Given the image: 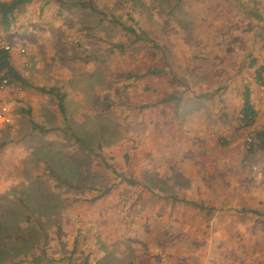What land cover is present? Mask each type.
<instances>
[{"label":"rangeland","instance_id":"rangeland-1","mask_svg":"<svg viewBox=\"0 0 264 264\" xmlns=\"http://www.w3.org/2000/svg\"><path fill=\"white\" fill-rule=\"evenodd\" d=\"M92 1L150 42L108 56V42L132 36L103 25L87 45L108 61L85 64L69 44L84 38L79 15L62 18L55 7L38 16L40 2L5 35L13 53L25 49L19 68L32 88L3 97L13 124L0 128V232L9 242L0 263L9 247L33 256L46 247L61 260L78 246L75 264H264V152L246 144L264 129V0ZM151 70L162 73L128 78ZM37 87L63 89L67 124ZM246 92L261 107L248 127ZM196 138L206 148L195 150ZM95 183L112 192L93 201Z\"/></svg>","mask_w":264,"mask_h":264},{"label":"trees","instance_id":"trees-1","mask_svg":"<svg viewBox=\"0 0 264 264\" xmlns=\"http://www.w3.org/2000/svg\"><path fill=\"white\" fill-rule=\"evenodd\" d=\"M44 3L42 4V2ZM36 2H40L39 6L42 7L38 10V16H42L46 11L57 7V15L58 16H64V12H70L72 14H77L78 19L76 22L80 24V31L84 32V38L82 40L74 39L73 41L69 42L71 45V50L74 51L76 54L74 59L77 61H82L85 64L91 63L93 61L94 63L98 64V62L101 61H108V57L106 59H101L98 55H91L89 54V50L91 48V45H87L88 40H96V32L98 29H100L103 25L105 27H115L119 28V30L126 36L129 34L132 36V39H130L129 43H124L121 41H110L107 43V47L105 48V51L109 54L108 56H114L116 52L124 53L129 47L137 44V43H145L150 42V37L147 32L145 31H137L134 27L127 25L124 19L121 16H118L117 14H109L104 11H101L94 5V1L92 0H0V32H2L4 35H7L13 28H15V25H17V22L20 19V16L27 12L28 7L34 5ZM84 14H87V18L84 17ZM64 18V17H62ZM110 28V29H111ZM63 37V33L61 32V35L59 36L57 45H63V47L67 46V40H65ZM53 42H55V39H53ZM91 43V42H90ZM59 47V46H57ZM58 52V51H57ZM78 52V53H77ZM60 56H64L61 52H59ZM62 57H60L61 59ZM13 52H8L4 50H0V76L7 77L10 79L12 83H14L17 87H24V88H32V85L28 81V79L20 73L19 70H17L13 65ZM62 60V59H61ZM162 71L157 70H151L147 72L144 75H138L135 73H129L128 78L129 79H135L138 80L140 78L146 77L148 75H157L161 74ZM37 91H39L42 95H48L49 97H52L55 100V104L57 107V110L59 114L61 115L63 121L65 124L68 122V115H67V108H66V95L65 92H63V89L60 87H51V88H45V87H37ZM174 100L171 99H165L161 103L166 104L167 102H170ZM146 109L150 108L148 105H142L139 107V109ZM256 119V113L252 107L251 101H250V95L248 92L244 95V107L242 110V123L244 126L248 127L253 124V122ZM32 127L35 132H38L40 135H45L50 133L49 130H44L39 126L37 123L32 122ZM75 136V135H74ZM257 150L264 151V131H258L255 134V144L251 148L249 153H255ZM125 158L128 159V154H125ZM107 168H110L112 172H114L117 176V170L114 169L111 165L106 164ZM93 173L96 174V171L92 170ZM122 179V181L126 182L127 184L131 186L139 185L137 181H135L134 178L128 177V176H118ZM93 186V187H92ZM89 186V191L91 192H98V197L94 198L93 201L104 198L105 196L109 195L110 192H112L111 188H102V185L98 186V183H95L94 185ZM80 188L71 187V190L78 191ZM174 202L176 199L173 200ZM183 203H186L188 205H193L199 208H202L205 210V207L197 205L193 201H184ZM213 210V209H208ZM237 212H240V210H237ZM243 212H251L253 211H246L243 210ZM1 231V230H0ZM0 232V238L3 239L0 242V259L1 256L4 255V252H7L5 250V246L9 243L8 241L5 243L4 237L1 236ZM9 236H11L9 234ZM78 246H75L72 252L71 257L69 258H62L61 260H56L53 258H50L48 256V250L45 248H42L39 250V254L37 256H33L34 254H30L28 252L26 253H20L19 251H16L17 249L13 247H9L13 251L14 254H9L8 256L15 255L14 259L8 260L6 257L3 259V261L0 264H55L56 262L61 261H68L70 264L73 263L72 256L76 254ZM31 256L32 258H29ZM8 260V261H7ZM1 261V260H0ZM82 264H91L89 260L87 259Z\"/></svg>","mask_w":264,"mask_h":264},{"label":"built area","instance_id":"built-area-1","mask_svg":"<svg viewBox=\"0 0 264 264\" xmlns=\"http://www.w3.org/2000/svg\"><path fill=\"white\" fill-rule=\"evenodd\" d=\"M0 50L13 52V44L6 38V36L0 32ZM25 49H20L21 54H25ZM16 86L7 77L0 76V126L10 127L13 124V115L11 107L3 98V94L7 93L12 87ZM17 87V86H16ZM260 91H264V86L260 87ZM247 149L251 148L255 144V135L249 134L246 139Z\"/></svg>","mask_w":264,"mask_h":264},{"label":"crops","instance_id":"crops-1","mask_svg":"<svg viewBox=\"0 0 264 264\" xmlns=\"http://www.w3.org/2000/svg\"><path fill=\"white\" fill-rule=\"evenodd\" d=\"M261 38H262V42L260 43V46H261V48H263L262 50H264V31H263V33H262V35H261ZM264 58V57H263ZM20 53H18V52H14L13 53V59H12V61H13V65H14V67L17 69V70H19L20 71V73L22 74V75H24L25 77H26V74L27 73H25V72H23V70H21L22 69V67L21 68H19L20 67ZM22 62H24L23 60H22ZM20 63V64H19ZM260 63H261V61H260ZM263 66L262 67H260V69L259 70H261V71H259L258 72V74H257V78H260V77H262L263 76V73H264V59H263ZM27 78V77H26ZM6 94V93H5ZM5 94H3V97H4V95ZM249 95H250V93H249ZM254 99V98H253ZM250 101H251V104H252V107H253V109H254V111H255V113H256V116H261V114H260V108L261 107H259V105L257 104V103H255L256 101H252V99H251V95H250ZM6 102V101H5ZM243 107H244V104H243ZM242 110H243V108H242ZM241 110V111H242ZM242 113V112H241ZM235 116L236 115H233V117L231 116V119L233 120V123H235L236 124V119L238 118H236L235 119ZM242 116V115H241ZM216 119V118H215ZM242 119V118H241ZM242 121V120H241ZM4 126H0V128H3ZM261 131V130H260ZM262 131H264V129L262 130ZM224 133H229V132H224ZM215 133H209V136H210V138L211 137H214L215 138ZM224 137L225 136H223V139H219V142H218V144H219V146H221L222 148L224 147L225 148V146L226 145H228L229 143H228V139H224ZM205 140V139H204ZM214 141V140H213ZM235 141V140H234ZM199 140H198V138H196V140H195V145L193 146V147H196L197 149H195V150H198V149H202L203 150V148H206V143H205V141H202V144H200L199 145ZM214 142H216V141H214ZM240 143V142H239ZM217 145V144H216ZM215 145V146H216ZM213 148L214 146H212V145H208V148ZM240 147L242 148L243 147V145H242V143H240ZM257 153H260V152H264V151H260V150H257L256 151ZM215 173H218V170L215 172ZM207 186H209L208 184H207Z\"/></svg>","mask_w":264,"mask_h":264}]
</instances>
